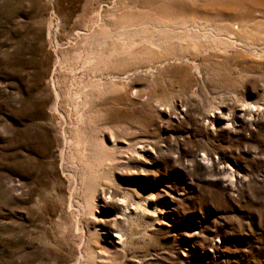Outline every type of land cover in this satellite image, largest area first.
I'll return each instance as SVG.
<instances>
[{
    "label": "rangeland",
    "instance_id": "1",
    "mask_svg": "<svg viewBox=\"0 0 264 264\" xmlns=\"http://www.w3.org/2000/svg\"><path fill=\"white\" fill-rule=\"evenodd\" d=\"M263 7L0 0V264H264Z\"/></svg>",
    "mask_w": 264,
    "mask_h": 264
},
{
    "label": "bare ground",
    "instance_id": "2",
    "mask_svg": "<svg viewBox=\"0 0 264 264\" xmlns=\"http://www.w3.org/2000/svg\"><path fill=\"white\" fill-rule=\"evenodd\" d=\"M260 12H259V14H260ZM254 25H256V24H254ZM130 30L131 29H104V32L99 33L98 35H96V34L89 35L88 33H82V34L76 33V37L73 40H69L65 44H56L55 49H54V53L56 54L57 61H56L55 66H54L53 73L59 72V70H60L58 68V64H60L62 62V59H63L59 53V51L62 49L61 47L62 46H70L71 47V46L77 45L78 40L82 41L81 45L85 49V57L84 58L90 62L97 61V60L93 59V55L95 52H96V54L106 53L109 55H113L116 53L118 54L120 51H122V52H125L128 54L129 53L131 54L138 47H139V50H140V47H141V49L147 48V47H155L156 49L160 50L162 45L166 44L170 40V36L167 37V36H163L161 34H159V35L158 34H154V35L151 34V35H148V37H143V38H140L138 40H134L133 37L126 35L128 33V31H130ZM225 34H227V32ZM211 35L212 34H207L206 31L201 32V33L198 31V33H197L191 29H184V33L181 34L177 38H179V39H190V40L194 41L196 44L201 45V44H204V42L206 41L205 38H208V36L212 37ZM215 37L217 39L221 38L219 35H217ZM225 38L231 39L233 37L226 36ZM71 84H72V82H71ZM51 88L54 91V95H55L56 99L58 100L60 98V89L58 86V81L55 80L54 77H52V79H51ZM254 116L256 117L257 114H255ZM73 186H74V183H73ZM114 238L116 240H119L121 238V235L116 234V237H114Z\"/></svg>",
    "mask_w": 264,
    "mask_h": 264
}]
</instances>
